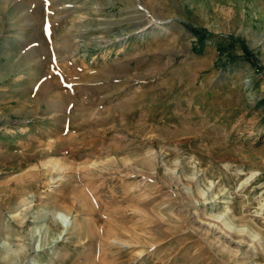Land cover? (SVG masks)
Wrapping results in <instances>:
<instances>
[{
  "label": "rangeland",
  "instance_id": "1",
  "mask_svg": "<svg viewBox=\"0 0 264 264\" xmlns=\"http://www.w3.org/2000/svg\"><path fill=\"white\" fill-rule=\"evenodd\" d=\"M263 96L264 0H0V261L264 264Z\"/></svg>",
  "mask_w": 264,
  "mask_h": 264
},
{
  "label": "trees",
  "instance_id": "2",
  "mask_svg": "<svg viewBox=\"0 0 264 264\" xmlns=\"http://www.w3.org/2000/svg\"><path fill=\"white\" fill-rule=\"evenodd\" d=\"M191 30H192L193 34L196 36V38L198 40V44L201 45L203 40L205 39V37H204L205 32H203L202 30H197V29H192V28H191ZM243 54L246 56H249V51H248L247 47L244 48ZM259 103L261 104L262 108L264 109V96L259 101Z\"/></svg>",
  "mask_w": 264,
  "mask_h": 264
},
{
  "label": "bare ground",
  "instance_id": "3",
  "mask_svg": "<svg viewBox=\"0 0 264 264\" xmlns=\"http://www.w3.org/2000/svg\"><path fill=\"white\" fill-rule=\"evenodd\" d=\"M50 165H51V163H50ZM57 166V165H56ZM61 167V166H60ZM59 167V168H60ZM58 168V169H59ZM34 206V205H33ZM32 207V206H31ZM22 213V212H21ZM24 218H22V220H23ZM29 220V219H28ZM64 230H66V229H64ZM54 248V247H53ZM42 250V249H41ZM37 252V251H36ZM0 264H9V262L8 261H6V260H2V261H0Z\"/></svg>",
  "mask_w": 264,
  "mask_h": 264
}]
</instances>
